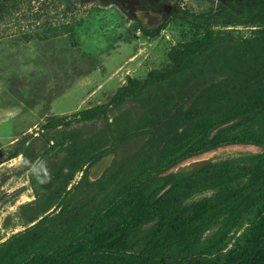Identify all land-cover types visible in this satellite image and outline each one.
<instances>
[{
	"label": "trees",
	"instance_id": "16d2710c",
	"mask_svg": "<svg viewBox=\"0 0 264 264\" xmlns=\"http://www.w3.org/2000/svg\"><path fill=\"white\" fill-rule=\"evenodd\" d=\"M211 1L207 12L177 7L153 29L141 26L156 35L172 17L208 32L173 68L129 81L107 105L48 117L22 140L34 199L21 205L27 226L0 242V264H264V0ZM7 9L0 0V16ZM233 25L263 30L212 31ZM226 144L261 150L244 165L177 169ZM194 249L208 258H167Z\"/></svg>",
	"mask_w": 264,
	"mask_h": 264
},
{
	"label": "rangeland",
	"instance_id": "374dc122",
	"mask_svg": "<svg viewBox=\"0 0 264 264\" xmlns=\"http://www.w3.org/2000/svg\"><path fill=\"white\" fill-rule=\"evenodd\" d=\"M216 3L166 0L151 8L139 0H3L8 9L0 16V119L12 110L18 115L20 129L29 127L13 133L7 123L0 124V242L27 226L29 211L21 205L34 199L18 154L22 140L38 132L48 117L66 119L84 109L107 105L129 81L143 82L173 68L186 45L208 32H196L172 17L156 35L143 33L141 26L153 29L177 7L200 13ZM218 30L245 38L263 26L212 28ZM260 150L247 144H226L188 159L177 169L189 171L206 162L222 161L244 165ZM107 162L106 158L98 170L96 165L90 170L91 179L100 175ZM80 176L77 173L71 184ZM233 242L234 238L227 250ZM145 243L147 240L135 252ZM167 258L201 260L208 256L202 249H194L172 252Z\"/></svg>",
	"mask_w": 264,
	"mask_h": 264
},
{
	"label": "crops",
	"instance_id": "0c3cea01",
	"mask_svg": "<svg viewBox=\"0 0 264 264\" xmlns=\"http://www.w3.org/2000/svg\"><path fill=\"white\" fill-rule=\"evenodd\" d=\"M28 109L29 108L27 106L26 110H28ZM4 123H7L8 126H10L11 131L13 133H18L20 131H24L25 128L29 127V124H28L25 127H23V129H20V122L18 120V115H14V112L12 110H9L8 112H6L3 119H0V124H4Z\"/></svg>",
	"mask_w": 264,
	"mask_h": 264
},
{
	"label": "water",
	"instance_id": "95a60500",
	"mask_svg": "<svg viewBox=\"0 0 264 264\" xmlns=\"http://www.w3.org/2000/svg\"><path fill=\"white\" fill-rule=\"evenodd\" d=\"M102 162H103V160L102 161H100L97 165H96V167H100L101 166V164H102ZM105 167V166H104Z\"/></svg>",
	"mask_w": 264,
	"mask_h": 264
},
{
	"label": "bare ground",
	"instance_id": "6f19581e",
	"mask_svg": "<svg viewBox=\"0 0 264 264\" xmlns=\"http://www.w3.org/2000/svg\"><path fill=\"white\" fill-rule=\"evenodd\" d=\"M99 167H96V170H98Z\"/></svg>",
	"mask_w": 264,
	"mask_h": 264
}]
</instances>
